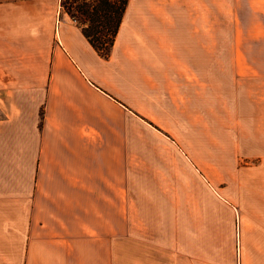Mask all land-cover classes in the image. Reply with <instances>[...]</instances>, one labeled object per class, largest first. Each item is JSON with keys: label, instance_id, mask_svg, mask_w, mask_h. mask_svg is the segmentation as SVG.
I'll return each instance as SVG.
<instances>
[{"label": "crops", "instance_id": "0c3cea01", "mask_svg": "<svg viewBox=\"0 0 264 264\" xmlns=\"http://www.w3.org/2000/svg\"><path fill=\"white\" fill-rule=\"evenodd\" d=\"M216 3L128 0L104 59L59 0H0V264H60V251L79 264L90 245L105 256L107 236H122L128 170L106 99L139 113L114 98L112 79L131 74L139 89L156 71L195 75L200 84L216 77ZM258 27L257 162L243 166L241 192L228 194L229 210L222 223L212 218L205 241L195 226L189 256L146 264H264V23Z\"/></svg>", "mask_w": 264, "mask_h": 264}, {"label": "rangeland", "instance_id": "374dc122", "mask_svg": "<svg viewBox=\"0 0 264 264\" xmlns=\"http://www.w3.org/2000/svg\"><path fill=\"white\" fill-rule=\"evenodd\" d=\"M61 2V13L69 16ZM202 2L218 5L216 77L200 84L195 75L156 71L139 89L130 83L131 74L112 79L120 95L114 98L139 113L106 99L128 170L122 236H107L105 256L90 245L81 263L76 256L79 264H102L104 257L106 264H146L189 256L195 226L205 241L212 218L222 223L229 210L228 194L241 192L243 166L257 162L258 78L252 57L258 52L264 0ZM59 257L67 264L66 253Z\"/></svg>", "mask_w": 264, "mask_h": 264}, {"label": "trees", "instance_id": "16d2710c", "mask_svg": "<svg viewBox=\"0 0 264 264\" xmlns=\"http://www.w3.org/2000/svg\"><path fill=\"white\" fill-rule=\"evenodd\" d=\"M128 0H62L63 10L104 59L110 53Z\"/></svg>", "mask_w": 264, "mask_h": 264}]
</instances>
